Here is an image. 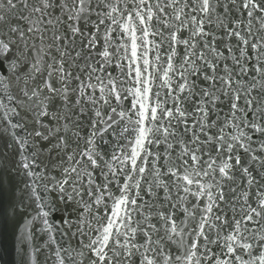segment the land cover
Returning a JSON list of instances; mask_svg holds the SVG:
<instances>
[{
	"label": "snow or ice",
	"instance_id": "1",
	"mask_svg": "<svg viewBox=\"0 0 264 264\" xmlns=\"http://www.w3.org/2000/svg\"><path fill=\"white\" fill-rule=\"evenodd\" d=\"M15 264H264V0H0V234Z\"/></svg>",
	"mask_w": 264,
	"mask_h": 264
}]
</instances>
